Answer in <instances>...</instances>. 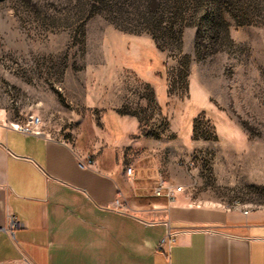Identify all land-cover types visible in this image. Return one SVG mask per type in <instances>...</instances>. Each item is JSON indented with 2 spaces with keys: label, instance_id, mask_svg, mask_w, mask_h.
I'll return each instance as SVG.
<instances>
[{
  "label": "rangeland",
  "instance_id": "obj_1",
  "mask_svg": "<svg viewBox=\"0 0 264 264\" xmlns=\"http://www.w3.org/2000/svg\"><path fill=\"white\" fill-rule=\"evenodd\" d=\"M210 9L213 26L154 31L144 6L117 16L88 0H0V114L9 125L37 117L43 135L86 148L105 112L123 114L181 193L264 208V2Z\"/></svg>",
  "mask_w": 264,
  "mask_h": 264
},
{
  "label": "crops",
  "instance_id": "obj_2",
  "mask_svg": "<svg viewBox=\"0 0 264 264\" xmlns=\"http://www.w3.org/2000/svg\"><path fill=\"white\" fill-rule=\"evenodd\" d=\"M102 124L86 148L24 136L0 114V226L9 215L25 226L14 239L0 233V264H264V208L244 214L183 193L174 202L153 196L160 175L180 184L132 139L138 123L107 111ZM83 155L93 169L78 167Z\"/></svg>",
  "mask_w": 264,
  "mask_h": 264
},
{
  "label": "trees",
  "instance_id": "obj_3",
  "mask_svg": "<svg viewBox=\"0 0 264 264\" xmlns=\"http://www.w3.org/2000/svg\"><path fill=\"white\" fill-rule=\"evenodd\" d=\"M92 6L99 7L103 10H108L110 13H114L117 16H125L127 14L128 9H138L142 6L145 8V13L143 14L144 23L149 26L154 31L160 29L161 24L167 22L169 24V30L174 25H183L189 24L192 27H200L205 24H214L213 12H211V4L217 2H226L232 7L238 9L237 12L241 13L245 11L242 8L253 7L255 2H264V0H155L157 2L156 7L153 10H150L147 4H145V0H88ZM243 15H246L244 12ZM211 18L212 21H209ZM197 27V28H198ZM167 32H170V31ZM166 34V33H165ZM163 34L162 38L167 37L169 34ZM150 35L153 41L158 45V48L162 50L160 45V39L150 31ZM183 68V80H181V89L184 91V95L187 96L188 92V83L186 81L187 78V67L184 65L181 66ZM175 84V83H174ZM168 95L171 97L173 91L169 90ZM124 116L123 114H119ZM198 118L193 121V133L196 132V122Z\"/></svg>",
  "mask_w": 264,
  "mask_h": 264
},
{
  "label": "built area",
  "instance_id": "obj_4",
  "mask_svg": "<svg viewBox=\"0 0 264 264\" xmlns=\"http://www.w3.org/2000/svg\"><path fill=\"white\" fill-rule=\"evenodd\" d=\"M11 128L15 131L21 133L24 136H42L43 133L41 132V122L40 119L37 117H29L27 121L24 124H11ZM77 165L80 169H86L91 170L94 167V159L90 155H83V156H77ZM180 165L184 167L185 169H188V164L181 162ZM126 174L128 176H131L132 169L128 168L126 170ZM182 192V186L174 185L170 181H168L163 175H160L157 180L155 181V184L152 189V194L155 197H163L165 196L169 202H174L175 197L177 194H180ZM116 204H119L118 201H116ZM233 207L237 208L240 207L244 214H247V208L245 206H242L240 204H235ZM24 223L21 219H19L15 215H9L7 217L6 223L4 225L0 226V233L6 234L10 238L14 239L16 237L17 232L24 229ZM170 237L166 239H162L160 243L157 246V249L159 251H162L166 243H168V240Z\"/></svg>",
  "mask_w": 264,
  "mask_h": 264
}]
</instances>
